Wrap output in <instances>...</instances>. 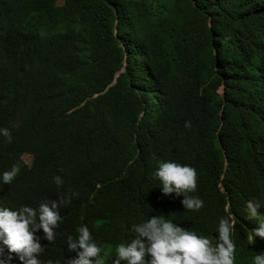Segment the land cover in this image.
<instances>
[{"label":"trees","instance_id":"16d2710c","mask_svg":"<svg viewBox=\"0 0 264 264\" xmlns=\"http://www.w3.org/2000/svg\"><path fill=\"white\" fill-rule=\"evenodd\" d=\"M0 128V172L18 168L0 206L63 200L55 239L36 233L44 264L75 256L81 225L101 246L158 213L159 161L221 207L183 220L264 203V0H0ZM0 261L21 264L3 244Z\"/></svg>","mask_w":264,"mask_h":264},{"label":"clouds","instance_id":"9594fccd","mask_svg":"<svg viewBox=\"0 0 264 264\" xmlns=\"http://www.w3.org/2000/svg\"><path fill=\"white\" fill-rule=\"evenodd\" d=\"M185 127H189L188 122ZM0 137L11 142L7 128H0ZM17 173L15 165L0 172V184H11ZM153 175L160 182L161 192L170 194L162 209L152 215L142 208L135 223L118 241L101 246L86 225L79 226L75 237L67 236V250L75 256L65 260V264H264V215L259 213L264 203L256 198L240 199L233 206L226 202V216L212 223L206 220L202 225L196 224L199 217L183 218L196 212L206 217L221 208L203 207L202 199L190 195L197 188L196 169L163 160L157 163ZM53 180L58 187L63 184L59 175ZM231 193L233 190L229 189L223 197ZM177 196L183 199L180 201ZM62 204L63 200L48 199L35 208L0 206V244L16 253L21 264H44L40 254L45 246L36 233L42 231L43 239L49 243L55 239ZM247 218L255 222L250 225ZM47 264L60 261L50 259Z\"/></svg>","mask_w":264,"mask_h":264},{"label":"rangeland","instance_id":"374dc122","mask_svg":"<svg viewBox=\"0 0 264 264\" xmlns=\"http://www.w3.org/2000/svg\"><path fill=\"white\" fill-rule=\"evenodd\" d=\"M24 161H25L26 163L30 164V163H31V158H30L29 156H25V157H24ZM105 260H106V258H105Z\"/></svg>","mask_w":264,"mask_h":264}]
</instances>
